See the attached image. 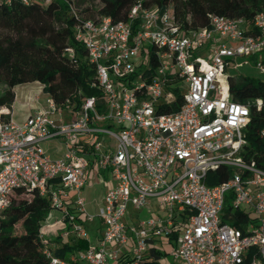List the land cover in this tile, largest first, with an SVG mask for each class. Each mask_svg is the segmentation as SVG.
Instances as JSON below:
<instances>
[{
  "label": "built area",
  "instance_id": "built-area-1",
  "mask_svg": "<svg viewBox=\"0 0 264 264\" xmlns=\"http://www.w3.org/2000/svg\"><path fill=\"white\" fill-rule=\"evenodd\" d=\"M17 1L46 6L56 0ZM145 2L136 0L126 20L102 15L73 26L74 40L95 68L104 112L94 97L73 110L48 96L45 107L22 123L10 113L0 119V215L16 189L48 197L40 239H48L56 210V237L87 243L67 259L46 249L49 264H142L154 238L172 235L169 256L179 264H264V168L245 157L251 110L233 100L228 85V70L242 66L237 57L259 52L256 67L264 73V12L254 16L252 31L242 19L221 15H211L207 27L184 31L171 6L160 11ZM200 50L208 61L196 55ZM63 54L71 59L73 49ZM175 92L179 108L159 112L176 100ZM254 106L259 110L264 101ZM259 134L264 139V128ZM51 139L63 143L61 157L46 154L43 144ZM258 155L264 158V151ZM90 161L111 184L95 214L82 194ZM221 167L230 169L228 179L207 185L206 175ZM151 203L158 212L126 224L129 204L141 210ZM226 205L228 218L239 210L248 221L240 228L223 222ZM94 218L102 233L92 244L84 223Z\"/></svg>",
  "mask_w": 264,
  "mask_h": 264
},
{
  "label": "trees",
  "instance_id": "trees-1",
  "mask_svg": "<svg viewBox=\"0 0 264 264\" xmlns=\"http://www.w3.org/2000/svg\"><path fill=\"white\" fill-rule=\"evenodd\" d=\"M135 1L56 0L46 6L24 5L17 0L0 2V107L10 110L15 100V88L36 82L57 106L67 103L77 110L86 98L94 97L97 110L104 112L100 104L101 90L93 84L95 68L88 61L85 47L74 40L73 26L79 19L96 20L102 15L113 21L126 20ZM69 4L76 16L69 12ZM145 5L160 11L171 6L176 23L184 31L207 27L211 15L240 18L246 31H252L254 16L264 12V0H146ZM67 47L73 49L71 59L63 54ZM149 53L153 69L152 48ZM228 85L233 100L248 104L251 110L245 129V157L253 158L264 168V158L258 155L264 151V139L259 134L264 128V107L257 110L254 106L256 100L264 101V79L228 73ZM175 93L176 100L159 108V112L179 108L180 97L178 92ZM0 119L6 120L8 116L0 114ZM101 174L105 172L101 171ZM229 174L228 167H221L210 171L205 182L211 186L227 180ZM9 201L8 208L0 215V264H49L44 253L46 249L54 256L67 259L75 250L87 247V243L80 240L62 243L58 236L52 240L40 239V226L51 210L48 197L16 189L9 195ZM229 212L226 205L221 220L231 226L240 228L248 221V216L239 210H234L232 218L227 217Z\"/></svg>",
  "mask_w": 264,
  "mask_h": 264
},
{
  "label": "crops",
  "instance_id": "crops-1",
  "mask_svg": "<svg viewBox=\"0 0 264 264\" xmlns=\"http://www.w3.org/2000/svg\"><path fill=\"white\" fill-rule=\"evenodd\" d=\"M36 83V82H35ZM34 84V83H33ZM39 84V83H37ZM40 85V88H42V85ZM43 91V90H42ZM32 92V91H31ZM44 93V92H43ZM44 95H47L44 93ZM48 97V96H47ZM45 101L41 102L40 97L37 95L34 97V102L27 107L26 112L24 115L18 116L17 119H15V114L12 110V105L11 109L7 110L5 107H0V114H6V117H9L10 113V118L18 123L24 122L30 115L36 113L46 105V98ZM16 98V94H15ZM15 101V100H14ZM5 110V111H4ZM70 118V117H69ZM68 120V119H67ZM44 150L46 154L51 157V158H58L63 155L64 152V145L59 139H51L49 141H46L44 144ZM109 182V176L105 172V174H101V171L99 172L95 164L93 163L92 165L90 164L87 172H86V186L84 187L83 190V197L85 199L86 205L91 206V201L87 200L85 197L86 194H93L96 195V197H99L98 201H95V208L97 209L98 206L101 205L102 203V197L105 192V190L110 186ZM67 204L72 203V199L68 197L65 201ZM87 210V207H86ZM158 212V207L151 203L149 205V208H144L141 210H135L131 207V210H127V214L124 217V221L126 222L127 225L130 226H135L138 221L143 220L147 218L151 213ZM53 212H51V218L49 219L48 223L50 224L49 226L46 227V231L48 232L47 238L48 239H54L56 235L59 233L58 225H52V223L59 219V215H53ZM94 218L92 221H87L84 223V226L89 234V232H92V238L93 240L90 239L92 244H95L98 239L101 237L102 229L100 222L98 220V225L94 224L95 223ZM98 219V218H97ZM61 242H66V243H71V241H62ZM174 243V238L169 237V238H154L152 242L149 244V249L146 251L144 255V260L142 264H147V263H157V264H179L178 262H175L172 260V258L169 256V252L173 246ZM78 251V250H75ZM74 251V252H75ZM73 253V252H72ZM69 256V255H68ZM67 256V257H68ZM70 264H83V263H70Z\"/></svg>",
  "mask_w": 264,
  "mask_h": 264
},
{
  "label": "rangeland",
  "instance_id": "rangeland-1",
  "mask_svg": "<svg viewBox=\"0 0 264 264\" xmlns=\"http://www.w3.org/2000/svg\"><path fill=\"white\" fill-rule=\"evenodd\" d=\"M205 52L203 50H200L196 53V55L200 56L201 58H203L204 60L208 61L207 57L204 55ZM264 54V53H262ZM259 52H256L248 57H237L236 61L238 63H242V66H239L237 68H230L228 70V73L230 75L232 74H247V75H251L254 77H258L261 79H264V74L260 73L257 66V63L259 62V58H258ZM246 63H243V62ZM32 91V92H31ZM15 94H16V98L15 101L13 102L12 105V110L15 114V119H17L18 116L24 115L26 112L27 107H29V105L31 103L34 102V97L35 96H39L40 97V101L44 102L45 101V97H47V95H44L42 88H40V85L37 83H29V84H24V85H19L15 88ZM5 111V110H4ZM3 115H7L3 114ZM69 115L64 112L63 113V118L64 120L69 119ZM44 146V145H43ZM85 197L87 200L91 201V206L86 205L87 207V211L91 214H95L96 213V208H95V201L99 200V197H96V195H91V194H86L85 193ZM128 209L131 210V205H128ZM53 215H59V212L54 210L52 211ZM98 225V219H95V223ZM92 232H89V238L91 240H93L92 238Z\"/></svg>",
  "mask_w": 264,
  "mask_h": 264
}]
</instances>
